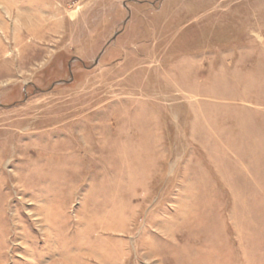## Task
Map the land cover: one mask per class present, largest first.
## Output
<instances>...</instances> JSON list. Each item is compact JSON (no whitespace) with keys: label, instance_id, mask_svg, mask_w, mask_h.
Masks as SVG:
<instances>
[{"label":"rangeland","instance_id":"374dc122","mask_svg":"<svg viewBox=\"0 0 264 264\" xmlns=\"http://www.w3.org/2000/svg\"><path fill=\"white\" fill-rule=\"evenodd\" d=\"M0 264H264V0H0Z\"/></svg>","mask_w":264,"mask_h":264},{"label":"crops","instance_id":"0c3cea01","mask_svg":"<svg viewBox=\"0 0 264 264\" xmlns=\"http://www.w3.org/2000/svg\"><path fill=\"white\" fill-rule=\"evenodd\" d=\"M241 223H242V221H241ZM238 229L240 230V231H239V233H240V237H243V236L245 235V232H246L247 230L244 232V230L241 229L240 225H238ZM241 231H242L243 233H242ZM256 234H257V233H255L254 235H252V233H250L251 237H253V238H255V239L257 238ZM239 239H240V238H239ZM256 240H257V239H256ZM240 242H241V239H240ZM256 244L258 245V243H256ZM262 259H263V258H262Z\"/></svg>","mask_w":264,"mask_h":264}]
</instances>
